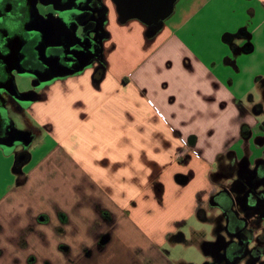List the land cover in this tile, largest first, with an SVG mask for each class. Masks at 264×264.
<instances>
[{
    "label": "crops",
    "instance_id": "1",
    "mask_svg": "<svg viewBox=\"0 0 264 264\" xmlns=\"http://www.w3.org/2000/svg\"><path fill=\"white\" fill-rule=\"evenodd\" d=\"M106 4L100 73L52 83L29 109L41 133L1 203L0 260L188 264L169 244L211 264L231 233L215 202L228 162L264 159V0H176L153 36Z\"/></svg>",
    "mask_w": 264,
    "mask_h": 264
},
{
    "label": "flooded vegetation",
    "instance_id": "2",
    "mask_svg": "<svg viewBox=\"0 0 264 264\" xmlns=\"http://www.w3.org/2000/svg\"><path fill=\"white\" fill-rule=\"evenodd\" d=\"M106 2L0 0V150L17 152L19 164L29 159L26 148L41 133L29 118L34 100L42 98L52 83L86 68H93L94 76L100 73L109 16ZM251 166L246 160L231 159L225 172L230 185L215 197L216 203L223 198L227 207L231 233L221 245L226 264L247 256L253 261L249 264H264V246L258 245L264 243V230L259 235L260 225H249L252 215L264 218V159ZM233 192L240 193L238 201ZM238 202L245 212L242 216L235 209Z\"/></svg>",
    "mask_w": 264,
    "mask_h": 264
},
{
    "label": "rangeland",
    "instance_id": "3",
    "mask_svg": "<svg viewBox=\"0 0 264 264\" xmlns=\"http://www.w3.org/2000/svg\"><path fill=\"white\" fill-rule=\"evenodd\" d=\"M108 1L111 7L115 8V10L117 11L115 1L113 0H108ZM262 68L264 71V67ZM22 86L27 87L28 82H22ZM259 97H263V96L258 91V98ZM260 103H261V106L264 108V99ZM29 118L31 117L29 116ZM258 119H261V121L263 122L264 114L262 115L259 114ZM33 145L34 144L30 143L27 146L26 150L29 152L30 157L24 163H21V164H19L21 160L20 159L21 156H18V154H16L17 152H15L14 150H4V149L0 150V213H1V203L5 202L6 197H8L9 195H12V193H14L16 190L21 188L23 182L25 181V177H27V173L29 172V170L31 169V166L34 163V161L32 162L30 161L32 152L34 153ZM45 150L46 149H44L42 152L37 151L35 153L34 160L37 157L42 156ZM21 165H22V168L21 170H19ZM237 170L238 169L236 168V171ZM234 196L237 198L236 200L238 201L240 196L236 194ZM237 207L240 209L241 214L245 213L241 205L239 204V202L237 204ZM259 220H261V217L256 218L255 215H252L251 218H249V225L254 226L255 223H257L258 226L260 225L259 227L257 226L258 234L260 235L264 229L262 228V220L261 221ZM256 229L255 231H257ZM187 233H188V239H190L191 232L188 231ZM258 245L264 246V243L259 241ZM167 248L171 250V252L173 253L175 257L180 258V260L181 259L185 260L188 264L189 263L196 264L202 260V256L199 255L201 254V252L195 246L192 247V246H186V245H179V247H171L168 244ZM217 252L218 253L221 252V253H219V255L215 254L214 264H226V258L223 254L224 251L216 250L215 253ZM262 260H264V256L262 257ZM1 261L3 260H0V264H3ZM250 262H253L252 258L250 256H247L239 260L236 264H249Z\"/></svg>",
    "mask_w": 264,
    "mask_h": 264
},
{
    "label": "water",
    "instance_id": "4",
    "mask_svg": "<svg viewBox=\"0 0 264 264\" xmlns=\"http://www.w3.org/2000/svg\"><path fill=\"white\" fill-rule=\"evenodd\" d=\"M176 0H118L116 8L122 21L138 19L148 27L153 36L173 12ZM22 165L19 170H21Z\"/></svg>",
    "mask_w": 264,
    "mask_h": 264
}]
</instances>
